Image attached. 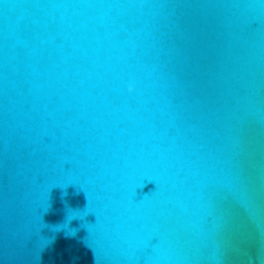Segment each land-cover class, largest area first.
I'll list each match as a JSON object with an SVG mask.
<instances>
[{"label":"water","instance_id":"obj_1","mask_svg":"<svg viewBox=\"0 0 264 264\" xmlns=\"http://www.w3.org/2000/svg\"><path fill=\"white\" fill-rule=\"evenodd\" d=\"M0 264H264V0H0Z\"/></svg>","mask_w":264,"mask_h":264}]
</instances>
